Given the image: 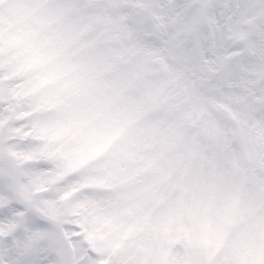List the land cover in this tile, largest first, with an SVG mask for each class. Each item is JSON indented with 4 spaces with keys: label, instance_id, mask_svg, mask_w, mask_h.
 Returning <instances> with one entry per match:
<instances>
[{
    "label": "snow or ice",
    "instance_id": "1",
    "mask_svg": "<svg viewBox=\"0 0 264 264\" xmlns=\"http://www.w3.org/2000/svg\"><path fill=\"white\" fill-rule=\"evenodd\" d=\"M0 264H264V0H0Z\"/></svg>",
    "mask_w": 264,
    "mask_h": 264
}]
</instances>
